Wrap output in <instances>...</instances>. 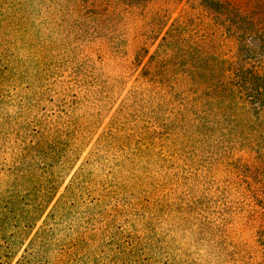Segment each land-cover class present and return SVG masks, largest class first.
Listing matches in <instances>:
<instances>
[{"label":"rangeland","instance_id":"rangeland-1","mask_svg":"<svg viewBox=\"0 0 264 264\" xmlns=\"http://www.w3.org/2000/svg\"><path fill=\"white\" fill-rule=\"evenodd\" d=\"M214 1L0 0V264H264V108L209 84L264 75V0Z\"/></svg>","mask_w":264,"mask_h":264},{"label":"trees","instance_id":"trees-1","mask_svg":"<svg viewBox=\"0 0 264 264\" xmlns=\"http://www.w3.org/2000/svg\"><path fill=\"white\" fill-rule=\"evenodd\" d=\"M202 1L210 8H216V5L218 4L214 0H202ZM244 68H245L244 66L243 67L240 66V67L228 69V71L231 70L232 73L234 74L233 76L236 77L237 80L236 82L230 79H224V80L222 79L218 82L208 81L209 84L211 85V89L217 88L218 91H221L219 92V97L222 98L225 103L236 102L237 104H239L238 99L243 98L240 90L250 91V93L252 92L253 95H249L251 96V98L247 99L246 102L242 101V104L247 108H251V107L254 108L258 106L264 108V75L255 68H251V67L246 69ZM78 178H79V172L74 176L71 184L67 188V191H69V193L73 192L72 189L74 185H77L76 181L78 180ZM52 190L53 187L42 188L41 190H38L34 193L33 199L30 200V202L25 206V209L21 213L20 220L18 222L19 232L16 234L17 236L15 240H17V238L21 237V235H23L30 229H33L36 223L45 214L55 195L53 194ZM9 204L10 203L6 202L4 206V213H0V224L3 221L6 222L7 220H9V216H8ZM55 207L56 204L53 205L50 208V210H48L46 214V218L43 220L44 224H46L48 219L52 217ZM44 228L45 227L42 226L40 230L35 232L34 237L31 238L29 244L26 246V248H24L25 254L21 256V259H19L16 262V264L28 263L29 261L28 258L30 255L28 249L32 247L34 241L37 239V237H39L40 233L44 231Z\"/></svg>","mask_w":264,"mask_h":264}]
</instances>
